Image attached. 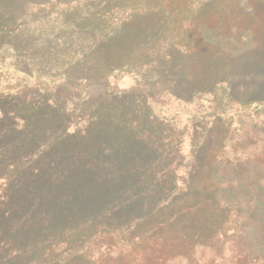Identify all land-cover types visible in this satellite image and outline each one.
I'll list each match as a JSON object with an SVG mask.
<instances>
[{"label":"trees","instance_id":"16d2710c","mask_svg":"<svg viewBox=\"0 0 264 264\" xmlns=\"http://www.w3.org/2000/svg\"><path fill=\"white\" fill-rule=\"evenodd\" d=\"M184 25L182 22L183 44L216 42L214 29L209 28L213 31L209 38L200 33L195 38L189 36L195 29L185 30ZM197 25V30L205 27ZM1 47L11 48L14 70L23 75L20 66L28 54L25 46L4 42ZM92 52L65 71L44 74L32 70L36 73L31 80L18 77L13 84L0 72V264H8L9 258L17 264L28 260L31 264L52 263L55 247L76 248L81 238L100 229L130 245L127 264H247L243 261L255 258L264 263V166L256 163L260 174L254 173L248 183L250 178L238 176L230 164L219 163L208 151L199 150L194 159L197 167L199 160H207V156L211 160L206 182L202 189L193 190L200 195L197 200L182 196L185 203L179 206L175 197L163 195L170 192L168 185L174 180L170 163L179 151L177 140L151 130L158 119L149 121L146 106L136 110L121 105L123 97L108 105L89 97V105L79 111L92 117V122L78 129L80 134L68 135L66 125L76 109L68 112L66 101L56 98L48 102L41 94L50 87L62 94H83L98 85L106 90L118 70L136 78L131 90L122 94L144 95L159 111L171 99L179 101L184 105L175 112L180 118L185 105L205 96L213 103V114L222 111L220 91L225 82L211 89H195L184 98L167 76L152 81L137 72H122L99 43H94ZM2 77L6 80L1 83ZM239 103L255 104L264 111V100ZM211 182L215 189L210 188ZM95 195H102L106 202L99 200V205L87 200ZM234 203H241L242 210L234 234L218 250L200 241L215 236L208 231L216 218L209 217L205 208L222 214L223 208ZM253 212L255 218L251 219ZM31 237H35L33 242L26 243ZM43 258L46 260L41 262Z\"/></svg>","mask_w":264,"mask_h":264},{"label":"rangeland","instance_id":"374dc122","mask_svg":"<svg viewBox=\"0 0 264 264\" xmlns=\"http://www.w3.org/2000/svg\"><path fill=\"white\" fill-rule=\"evenodd\" d=\"M161 2L0 0V72L3 70L13 84L18 77L31 80V75L36 73L32 70L44 74L65 71L74 67L78 60L89 58L94 43H99L108 59L113 60L111 63L121 67L122 72H137L141 78L152 81L158 80L160 75L167 76L171 80L169 84L184 98H189L195 89H211L225 82L220 91L222 111L213 114V103L205 96L185 105L180 118L175 112L184 105L179 101L168 100L169 103L159 111L157 105L147 103L144 95L122 94L131 90L136 78L123 76L118 70L106 90L98 85L83 94H62L57 88L50 87L41 93L48 102H54L56 98L66 101L68 112L76 109L66 125L68 135L80 134L78 129L92 122V117L83 115V110L79 111L89 105L86 104L89 97L94 101H106L107 105L123 97L121 105L136 110L146 106L151 117L149 121L158 119L157 124L150 125L151 130L156 135L168 139L173 136L177 140L179 151L171 157L174 160L170 163L174 180L168 185L170 192L163 195L175 197L179 206H183L185 200L182 196L186 200H197L200 195L192 192L202 189L209 173L211 160L208 156L207 160H199L198 167L195 164V152L199 150L208 151L210 158L216 157L218 162L230 164L231 170L238 171V176L250 178L248 183H252L254 173L260 174L255 168L256 163L264 166V111L255 104L239 103L264 100V0ZM182 22L185 30L195 29L190 31V37L194 35L196 38L200 33L209 38L213 34L211 29H214L217 31L214 33L216 42L202 41L192 47L183 44L180 40ZM198 23L200 26L205 24V27L197 30ZM4 42L23 45L28 51L29 55L25 54L26 59L20 66L23 75L15 72L13 52L11 48L4 50L1 47ZM124 43L131 46L125 47ZM4 80L6 78L2 77L1 83ZM83 80L86 82V77ZM1 184L2 180L0 190ZM210 184V188L215 189V184ZM93 198L87 200L99 205V200L106 202L102 195ZM240 205L234 203L227 210L223 208L222 214L211 207L205 208L209 217L216 218L208 231L214 232L215 236L214 239H209V235L201 237L200 241L220 249L239 225ZM250 217L255 218V212ZM34 239H26V243L30 244ZM129 248L130 245L120 237H115L107 229L106 233L100 229L81 238L76 248L55 247L52 256L55 260L49 264H127L126 251ZM10 259L8 264H17ZM45 260L43 258L41 262ZM262 260L255 258L243 262L264 264Z\"/></svg>","mask_w":264,"mask_h":264},{"label":"bare ground","instance_id":"6f19581e","mask_svg":"<svg viewBox=\"0 0 264 264\" xmlns=\"http://www.w3.org/2000/svg\"><path fill=\"white\" fill-rule=\"evenodd\" d=\"M101 201V200H100ZM101 207V206H100ZM61 231V230H60ZM53 233V232H52Z\"/></svg>","mask_w":264,"mask_h":264}]
</instances>
